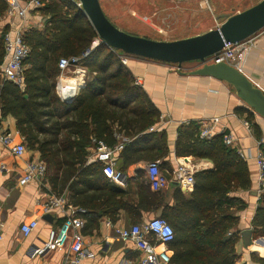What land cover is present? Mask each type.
<instances>
[{"label": "trees", "instance_id": "obj_1", "mask_svg": "<svg viewBox=\"0 0 264 264\" xmlns=\"http://www.w3.org/2000/svg\"><path fill=\"white\" fill-rule=\"evenodd\" d=\"M38 1L37 9L47 18L42 29L30 28L23 34L29 48L23 60L24 86L0 76V113L11 115L28 149L39 152L56 193L68 191L72 203L90 209L103 206L105 214L130 211L132 205L123 198L126 190L103 175L100 162L88 161V148L93 139L113 146L116 131L135 138L133 142L140 137L149 142L143 153L152 154L157 145L161 147L157 156L165 153V131L149 130L156 122L157 109L134 83L115 49L102 41L93 46L98 35L76 0ZM6 8V0H0V17ZM8 29L0 32V67ZM70 56L79 57L77 65L87 71V78L72 101H63L55 92L57 63ZM223 137H201L195 123L178 129L175 154L208 158L214 166L194 174L189 198L178 189L175 204L169 206L161 190L152 191L140 182L136 208H161L159 217L173 228V239L167 243L169 263L235 264L234 240L225 236L236 222L227 212L234 204L228 193L248 188L250 177L246 162ZM124 151L125 147L121 154ZM253 224L254 235H264V211L256 212Z\"/></svg>", "mask_w": 264, "mask_h": 264}, {"label": "crops", "instance_id": "obj_2", "mask_svg": "<svg viewBox=\"0 0 264 264\" xmlns=\"http://www.w3.org/2000/svg\"><path fill=\"white\" fill-rule=\"evenodd\" d=\"M23 1L25 0H21ZM152 1L156 0H150L148 4L153 6ZM78 3L79 1L76 0L77 5ZM78 6L81 8L80 5ZM37 7L39 6H30L23 16H9L5 10L0 17V32L6 27L9 28L7 32L11 34L20 30L25 32L30 28L42 29L47 16ZM150 9L151 7L147 8L148 11ZM132 12L134 19L141 18L135 9H132ZM104 14L109 19L105 12ZM229 15L224 14L225 18ZM148 19L143 23L138 20L135 22L141 24L142 28L147 25L160 29L154 23L151 25L152 20L148 21ZM222 20H217L215 25L197 28L189 33L185 28L178 29L175 31V37L170 38H155L142 31H129L114 25L130 34L155 40H175L201 34L219 26ZM250 39L252 44L246 53L241 72L264 93V28L251 35ZM99 42L97 38L93 46ZM126 56L124 67L134 79V83L136 80L139 81L136 85L140 86L157 109L158 115L152 132L165 131L167 147L166 152L159 156H157V152L161 151L159 145L153 149L152 154L143 153L142 148L149 142L141 137L137 138V142H133L135 138L114 132L116 143L122 138L126 140L122 150L112 155L113 166L121 173V180L110 181L126 190L123 198L132 205L131 210L119 209L113 215L112 212L105 214L107 209L103 206L90 209L72 203L68 191L64 190L60 194L54 191L48 179L46 164L44 174L35 175L27 183L20 185L18 178L23 174L27 162L41 159L38 151L28 149L24 143L14 118L9 114L0 113V136L2 133H7L12 138L8 145L0 139V264H61L69 254V240L63 247L47 250L42 255L34 254V250L46 240L48 231L59 227L64 219L70 216L72 209L76 208L84 210L76 211L74 216L83 222L82 227L78 229L83 238V248L92 253V256L83 259L81 264H137L143 257V252L132 241H122L119 238V230L133 224L145 223L161 214V208L157 210L136 208L140 197V182L145 186L149 185L151 189L146 164L153 158L151 156H155L160 170L167 178L166 186L160 189L164 194L166 205L175 204L174 194L178 193V189L183 196L189 198L194 183L186 185L176 180L175 169L179 165H185L194 178L195 173L213 169L214 166L208 158L175 154L178 129L189 123H195L200 132L201 125L209 123L214 117L218 118V122L213 127V135L231 134L232 142L228 147L234 148L246 162L250 177L248 188H238L228 193L233 197L234 204L227 212L236 219V222L225 232V236L234 240L235 264L264 263V235L255 236L253 224L256 212L264 211L262 210L264 191H261L257 179L258 170L255 160L258 152L264 153V117L249 107L229 82L211 75L194 74L193 71L200 67L197 61H186L178 65L136 55ZM58 71L55 92L61 100L72 101L79 89L85 86L87 71L77 64L64 70L58 68ZM77 86L78 88H75ZM248 113H250L249 118ZM18 143L24 144L25 147L24 152L19 156L13 152V147ZM124 147L125 151L121 154ZM93 149L94 141L88 148V161H96L92 157ZM50 197H62L64 202L45 212L44 203ZM33 220L37 221L36 227L25 234L21 230V225ZM246 230L251 231L250 243L248 237L245 238L243 234ZM147 238L152 240L150 233ZM167 246L160 244L158 249H166L171 256Z\"/></svg>", "mask_w": 264, "mask_h": 264}, {"label": "built area", "instance_id": "obj_3", "mask_svg": "<svg viewBox=\"0 0 264 264\" xmlns=\"http://www.w3.org/2000/svg\"><path fill=\"white\" fill-rule=\"evenodd\" d=\"M7 8L6 13L9 16H23L26 10L30 6H39L38 0H6ZM78 5H80L78 3ZM24 31H17L14 34L6 32L4 34V49L5 58L0 67V76L7 81L14 83L22 88L24 86V64L23 60L28 55L29 48L23 39ZM252 42L250 37L236 42H224L222 48L210 57L211 62H225L232 65L237 70L241 71L243 62L248 49ZM122 63H126V56L120 57ZM79 61V57H61L58 60V68L60 70L67 69L70 66H74ZM139 81H135L138 84ZM218 122V118L214 117L209 123L202 124L200 127V136L204 138L212 137L214 134L213 127ZM150 131L154 130L153 126L149 128ZM1 141L8 145L12 138L7 133H2L0 136ZM126 138H122L121 141L114 146H108L103 140L94 141V149L92 157L96 161L102 164L103 175L112 181H120L121 173L117 171L113 166L112 155L116 151H120L123 148V143ZM223 141L226 145H230L232 142L231 134H226L223 137ZM25 150L24 144L18 143L13 147V152L16 155H21ZM257 164V179L260 185L261 191H264V153L258 152L255 155ZM146 171L151 189L160 190L167 184V178L165 174L159 168V162L149 161L146 164ZM45 163L42 160H30L27 162L23 174L18 178V183L23 185L30 181L35 175L44 174ZM176 180L182 184L192 185L194 183L193 175L188 172L185 165H179L174 172ZM64 202L62 197H50L44 203V211L49 212L54 207L61 205ZM76 211L83 212L82 208L72 209L70 216L64 219V221L57 228H52L48 231V235L43 244L34 250V254L42 255L45 251L53 248H61L68 241L69 254L63 260L61 264H81L83 259L92 256L83 248V238L78 229L82 227L83 222L74 216ZM37 221L33 220L29 223L22 224L21 230L28 234L34 227H36ZM151 234L152 240L147 238L148 234ZM173 228L171 225L161 217H152L145 223L133 224L128 228L119 230V238L122 241H132L137 248L143 252V257L140 258L137 264H168L170 256L166 249H158L160 244H167L173 239Z\"/></svg>", "mask_w": 264, "mask_h": 264}, {"label": "water", "instance_id": "obj_4", "mask_svg": "<svg viewBox=\"0 0 264 264\" xmlns=\"http://www.w3.org/2000/svg\"><path fill=\"white\" fill-rule=\"evenodd\" d=\"M78 1L99 40L109 47L125 54L178 65L186 61H197L200 67L193 71L194 74L211 75L229 82L238 96L264 117V93L232 65L210 61V57L222 48L224 42L242 41L264 28V0H259L250 7L227 16L215 28L175 40H155L130 34L116 27L106 17L99 0ZM243 234L249 239L251 231L246 230Z\"/></svg>", "mask_w": 264, "mask_h": 264}, {"label": "rangeland", "instance_id": "obj_5", "mask_svg": "<svg viewBox=\"0 0 264 264\" xmlns=\"http://www.w3.org/2000/svg\"><path fill=\"white\" fill-rule=\"evenodd\" d=\"M149 1L99 0L101 8L113 24L129 31H142L155 38L175 37V31L181 28H185V31L189 33L197 30V28L202 29L206 26L215 25L217 20L225 19V13L231 15L242 11L259 0H156L157 2L152 1L153 6L148 4ZM155 6L156 8H152ZM148 7H151L150 11L147 10ZM132 9H135V12L141 16L140 19L132 17ZM146 19L152 20V22L150 21L151 25L154 23L160 29L147 25L142 28L141 24L135 22L138 20L143 23ZM162 28L163 30H161ZM115 52L119 59L129 55L120 50ZM122 64L124 65V63Z\"/></svg>", "mask_w": 264, "mask_h": 264}, {"label": "bare ground", "instance_id": "obj_6", "mask_svg": "<svg viewBox=\"0 0 264 264\" xmlns=\"http://www.w3.org/2000/svg\"><path fill=\"white\" fill-rule=\"evenodd\" d=\"M78 83V82H77ZM80 83H82V82H80ZM75 88H78V86L77 87H75Z\"/></svg>", "mask_w": 264, "mask_h": 264}]
</instances>
